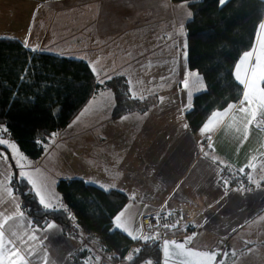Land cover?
<instances>
[{
  "label": "crops",
  "instance_id": "0c3cea01",
  "mask_svg": "<svg viewBox=\"0 0 264 264\" xmlns=\"http://www.w3.org/2000/svg\"><path fill=\"white\" fill-rule=\"evenodd\" d=\"M0 2L13 15L10 21L16 22L22 34L17 40L26 49L82 60L99 82L124 75L134 96L155 99L145 113L134 112L113 120V93L103 90L95 95L45 147L51 168L54 166L57 172L56 182L76 178L103 190L125 193L129 201L117 214L124 213L120 221H116L117 215L114 217L113 230L132 240L138 236V217L161 210L175 214L181 227L176 238L194 234L192 248L228 247V264H264V115L258 114L248 124L250 117L240 112L242 106L249 107L247 102L241 105L244 86L236 79V65L245 52L233 69V77L242 87L241 98L230 104L231 109L227 106L213 111L192 133L185 111L206 87L202 76L187 63L185 25L192 17L187 3ZM259 31L258 27L253 46L246 51L255 47L253 59L260 50ZM213 113L226 114L217 115L202 132ZM4 139L8 144L1 145L5 149L0 148V153L7 159L0 164V179L11 188H0V223L6 216L12 217L4 226L5 245L10 238L15 239L20 255L29 264H97L90 258L91 251L77 244L89 242L91 237L65 236L52 222L48 223L53 225L50 229L48 224H33L12 186L17 175L8 145L14 142ZM47 167L36 165L32 170L46 173ZM238 181L243 184L237 185ZM8 247L4 249L5 264H20L19 255H8ZM99 247L110 261L111 256ZM29 252L35 255L29 256ZM129 255L120 264H126Z\"/></svg>",
  "mask_w": 264,
  "mask_h": 264
},
{
  "label": "trees",
  "instance_id": "16d2710c",
  "mask_svg": "<svg viewBox=\"0 0 264 264\" xmlns=\"http://www.w3.org/2000/svg\"><path fill=\"white\" fill-rule=\"evenodd\" d=\"M171 1L185 2L191 10L185 25L187 63L202 76L206 87L185 111L187 126L195 133L213 111L241 98L242 87L233 69L253 46L264 0ZM103 90L113 93V120L134 112L143 114L155 103L154 98L134 96L124 75L99 82L82 60L32 52L17 39L0 38V139L12 140L28 159H39L50 138ZM12 186L34 225L52 222L65 236L83 238L86 234L87 239H96L111 256L110 264L122 263L129 252L134 255L128 264H159L158 244L141 243L113 230L114 217L129 201L125 193L103 190L82 179H60L55 189L63 207L45 210L26 181L15 176Z\"/></svg>",
  "mask_w": 264,
  "mask_h": 264
},
{
  "label": "snow or ice",
  "instance_id": "6c2138e0",
  "mask_svg": "<svg viewBox=\"0 0 264 264\" xmlns=\"http://www.w3.org/2000/svg\"><path fill=\"white\" fill-rule=\"evenodd\" d=\"M225 0H221V3L223 4ZM260 31L257 34V41L260 45L259 53L255 55L256 49L253 48V51L245 52L242 57L240 58L239 63L236 65V79L237 81L244 86L243 91V100L241 101V105H243L245 102H247L249 107H241L240 112L244 113L246 116L250 117L247 121L248 124L252 123V120L255 119V117L258 114L264 115V23H261ZM27 46V45H25ZM243 68V75H241V69ZM102 82V81H101ZM184 84L187 85V80L184 81ZM233 106L229 105V109H231ZM226 114V113H223ZM219 113H213V117L208 121V123L205 124L204 129H202V132L204 130L208 129V124L212 123V120L217 117V115H223ZM8 144V141L5 139H0V145H6ZM13 150V159L16 160V153H18V149L15 144L8 145ZM6 157L3 155V153H0V164L6 162ZM24 159V157H20L19 160H16V165L18 168H22L23 165L21 161ZM2 175V173H0ZM19 178L23 180H27V183L31 185L32 191L35 192L36 196L39 198L38 202L43 205L45 210H55V206L51 205L50 202H46L45 197L42 195V189H39L37 187L36 181L32 178L31 174L25 171H20ZM9 181L11 180V177L7 178ZM0 188H3L5 190H8L11 188L10 183H6L5 180L0 179ZM9 196L13 195L12 191H8ZM18 208L19 206L16 205ZM20 216H23V212L18 213ZM124 213L121 212L119 215L116 216V221H120L121 216H123ZM11 216H6L4 218V222L0 223V264H5L4 259V249L8 247V245H11V247H8V255L9 256H17L19 255L20 264H29L26 257L23 255H20V248L16 243L15 239H9L8 245H5V231L4 226L5 223H7L8 220H11ZM120 225L118 224L117 227ZM53 225L48 224L47 228H52ZM167 227V225H166ZM127 231V229H125ZM131 235V232L128 233ZM13 236H15V233H13ZM133 239H139V237H133ZM191 238H189L190 242ZM165 252H168L172 255H182L187 261V264H222L220 261H216L217 253L214 252H204V251H198V250H192L184 248V245L181 242L178 241H165ZM180 250V251H176ZM29 256L35 255V253L29 252ZM12 264H15V261L12 262ZM45 264L47 262L45 261Z\"/></svg>",
  "mask_w": 264,
  "mask_h": 264
},
{
  "label": "rangeland",
  "instance_id": "374dc122",
  "mask_svg": "<svg viewBox=\"0 0 264 264\" xmlns=\"http://www.w3.org/2000/svg\"><path fill=\"white\" fill-rule=\"evenodd\" d=\"M11 12L9 11V8L5 7L4 5H2V2H0V38H15V39H22V34L21 31L14 25V22H11L10 20L13 19V15H9ZM15 21V20H14ZM48 53V52H47ZM149 98H154V97H149ZM53 136L50 138L52 139ZM14 144V143H12ZM16 145V143H15ZM17 149L18 146L16 145ZM46 149V148H45ZM8 153L10 155L11 161L14 163V167H15V173L19 179V173L20 171H25L31 174L32 178L36 181L37 183V187L39 189H42V195L45 197L46 202H50L51 205L55 206V209H59L61 207H63L62 204H60L59 201V197L58 194L56 193V178H57V172L55 170V167L53 166V168H51V162H50V158L48 157V153L47 150H45V152L43 153V157L39 160H32V159H28L19 149H18V153H16V160H19L20 157H24V159L21 161L23 167L22 168H18L16 165V160L13 159V150L8 147ZM25 161H27L25 163ZM39 167L42 166H48L46 169V173H42L41 170L39 169H35L32 170L36 167V165ZM51 169V172H50ZM62 175L59 172V178H61ZM27 183V180H24ZM28 184V183H27ZM29 185V184H28ZM30 189H31V185H29ZM32 190V189H31ZM33 193L35 194V192L33 191ZM36 196V194H35ZM37 200L39 199L36 196ZM137 228H138V224H137ZM87 235L86 234H82L83 238H86ZM91 241H87L83 243L81 242H77L78 245H80L79 248H87L91 251V255L90 258H95L93 260H95L97 264H110V262L106 259L105 255H103L102 253V249L99 247L96 239L94 238H90ZM141 243H144L143 241H141ZM133 252L130 254L129 258H128V262H126V264H128L130 262V260L132 259L133 256Z\"/></svg>",
  "mask_w": 264,
  "mask_h": 264
},
{
  "label": "built area",
  "instance_id": "2783aa9c",
  "mask_svg": "<svg viewBox=\"0 0 264 264\" xmlns=\"http://www.w3.org/2000/svg\"><path fill=\"white\" fill-rule=\"evenodd\" d=\"M242 184L241 181L237 182V185ZM180 230L181 227L174 213L155 210L141 214L138 217L137 237L139 239L136 240L144 243H156L161 248V244L165 239H175Z\"/></svg>",
  "mask_w": 264,
  "mask_h": 264
},
{
  "label": "water",
  "instance_id": "95a60500",
  "mask_svg": "<svg viewBox=\"0 0 264 264\" xmlns=\"http://www.w3.org/2000/svg\"><path fill=\"white\" fill-rule=\"evenodd\" d=\"M189 238H191L190 242H189ZM193 238H194V234H191L189 236H185L182 238H175L172 240L165 239L162 242L161 248H160V262H159V264H187V261H185V259L182 255H172L168 252H165L164 242L165 241H169V242L178 241L184 245V248L192 249V250H198V249H194L191 247V242H192ZM176 251H180V250H176ZM198 251L217 253L218 255L216 256V261H220V262H222V264H228V256H229V254H228L229 248L228 247H219V248H213V249H209V250H198ZM226 259H227V261H226Z\"/></svg>",
  "mask_w": 264,
  "mask_h": 264
},
{
  "label": "flooded vegetation",
  "instance_id": "af4514ba",
  "mask_svg": "<svg viewBox=\"0 0 264 264\" xmlns=\"http://www.w3.org/2000/svg\"><path fill=\"white\" fill-rule=\"evenodd\" d=\"M221 247V246H220ZM226 261H227V259H226Z\"/></svg>",
  "mask_w": 264,
  "mask_h": 264
}]
</instances>
